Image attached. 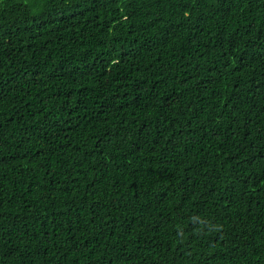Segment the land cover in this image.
Listing matches in <instances>:
<instances>
[{
	"label": "trees",
	"instance_id": "trees-1",
	"mask_svg": "<svg viewBox=\"0 0 264 264\" xmlns=\"http://www.w3.org/2000/svg\"><path fill=\"white\" fill-rule=\"evenodd\" d=\"M0 264H264V0H0Z\"/></svg>",
	"mask_w": 264,
	"mask_h": 264
}]
</instances>
